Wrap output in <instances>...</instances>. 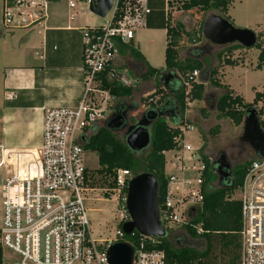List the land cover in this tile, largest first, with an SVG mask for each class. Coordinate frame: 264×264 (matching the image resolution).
Masks as SVG:
<instances>
[{
	"label": "built area",
	"instance_id": "obj_1",
	"mask_svg": "<svg viewBox=\"0 0 264 264\" xmlns=\"http://www.w3.org/2000/svg\"><path fill=\"white\" fill-rule=\"evenodd\" d=\"M48 1L1 0L3 26L41 28ZM69 7H73L71 2ZM164 11H169L167 4ZM149 14L147 0H113L105 25L81 28L82 94L78 104L42 108L39 148L24 153L0 151L1 264H108V248L114 243H128L125 237L136 233L125 235L121 230L122 224L130 220L123 192L132 174L118 169L112 178L113 187L106 191L108 197L118 196V229L111 239L93 236L84 202L95 190L90 187L82 144L90 128L104 123L116 103L102 88L103 74L107 82L120 86L137 83V78L128 75L127 64L118 61L121 45L132 42L135 32L146 28ZM197 77L198 72L193 71L184 81L186 94ZM189 127L181 128L177 146L169 151L168 163L177 172L167 174L164 168L167 187L158 213L166 235L183 231L196 218L203 201L202 158L191 154L184 158L183 152L191 153V147L180 144L182 129ZM235 192V198H231L240 205L238 264H264V159L254 157L249 162ZM192 227L197 235L202 233L199 224ZM128 244L133 249L132 264H167L162 252L146 250L142 241L137 246ZM6 254L14 255L16 260L8 262Z\"/></svg>",
	"mask_w": 264,
	"mask_h": 264
},
{
	"label": "trees",
	"instance_id": "obj_2",
	"mask_svg": "<svg viewBox=\"0 0 264 264\" xmlns=\"http://www.w3.org/2000/svg\"><path fill=\"white\" fill-rule=\"evenodd\" d=\"M150 14L147 16L146 29L165 30L166 45L164 50V70L151 68L145 62L142 54L135 49L132 42L121 45V53L127 54L137 69V83L132 86H120L105 80L106 73L102 76V88L107 90L116 99V106H124L125 100L134 94H139L143 85L141 80L147 81L158 78L164 71L171 73L164 84H158L153 94L147 97L148 108L144 113L153 115L156 121L151 127V143L148 150L141 156L142 169L139 171L138 155H134L115 133L107 130L103 125L96 124L88 132L83 141V150L94 153L97 157V170H92L94 175L100 178V184L113 187V175L115 170L126 169L132 176L147 172L157 179L159 184L158 206L164 199L167 180L164 176V153L177 146L176 138L181 135V128L189 126L197 114L187 116L188 104L201 102L208 105L215 102V111L219 118L229 119L234 125H240L245 115V110L252 104H256L262 95L255 93L252 104L245 103L243 98L236 95L233 90L220 84L218 81V69L210 68L208 58L209 46L198 45L200 42L201 26L203 18L212 10L219 11L222 18L228 12L231 0H147ZM165 4L169 12H165ZM173 6L195 16V24L191 30H186L179 19L171 16ZM257 37V36H256ZM257 49H261V43H256ZM187 48L186 55H180V49ZM239 45H229L224 48L228 53L233 49H240ZM221 59V54H218ZM259 58L262 60L263 52ZM223 66L236 67V63L228 58L223 60ZM193 71L198 72L196 82H192L188 94L185 93L184 81ZM162 86V87H161ZM206 86L221 89V94L215 99L212 94L206 93ZM135 104L131 107L135 108ZM114 107V108H115ZM133 108V109H134ZM114 110V109H113ZM201 118H206L205 108L198 111ZM264 131V120H260ZM214 133H217L215 131ZM205 170L203 172V201L196 218L185 226L181 232L183 238L164 239L141 238L137 233L126 236L125 241L133 242L136 246L142 241L143 246L149 251H159L165 256L167 264H238L239 260V236L240 229V205L231 195L241 185L245 176L248 163L237 165L232 170L228 180L217 181L215 174L216 165L207 154L202 157ZM89 175V170L87 169ZM92 175V173H91ZM91 179V177L89 176ZM215 183V184H214ZM214 184V185H213ZM92 182L90 183V186ZM126 193V190L123 192ZM200 225L202 233L196 234L192 226ZM201 239L203 248L197 249L194 240ZM3 261V253L0 246V264Z\"/></svg>",
	"mask_w": 264,
	"mask_h": 264
},
{
	"label": "rangeland",
	"instance_id": "obj_3",
	"mask_svg": "<svg viewBox=\"0 0 264 264\" xmlns=\"http://www.w3.org/2000/svg\"><path fill=\"white\" fill-rule=\"evenodd\" d=\"M69 2L73 7H69ZM178 6H173L171 9V16L175 15L182 23L186 30H191L195 24V16L189 13H181ZM2 3L0 0V145L14 146L16 141L22 138L29 140H39L37 129V113L32 111H25L23 117L15 115L13 111H9V104L4 103L2 97V77L3 71L6 67L24 66L32 63L34 60L30 55L33 54L34 49L39 48L41 41V33L39 27L34 26L30 29H12L4 27L1 19ZM169 12V11H168ZM46 24L47 26L62 22L65 19H72L77 27H91L105 25L108 17L99 18L91 14L88 10V0H50L46 5ZM216 14L222 17L219 11L212 10L206 14ZM205 16V17H206ZM203 18V20L205 19ZM228 21L234 28L247 29L259 36L261 49L254 46L251 49H233L226 53L224 48L213 46L206 42L203 37L196 46L207 44L209 47L208 58L210 59L209 67L218 69V81L220 84L227 86L233 92L242 97L245 103L252 104L255 93L262 95V98L256 103L250 105L257 112L259 120H264V0H231L228 12L225 15ZM30 33L29 43L23 45V38ZM133 44L136 49L142 54L147 65L151 68L164 70V50L166 45L165 30L140 29L134 34ZM187 48L180 49V55H186ZM260 51L263 52L262 60L259 58ZM218 54H221V59H218ZM36 58V57H35ZM230 59L236 63V67L223 66V60ZM125 66V65H124ZM126 67V66H125ZM128 75L131 78L137 77L138 72L134 68L128 67ZM165 72V71H164ZM163 73V72H162ZM158 78H151L147 81L140 82L144 89L139 94H134L125 100L124 105L131 106L135 104V108L128 115L126 119L129 123L134 120H139L141 115L148 108L146 103L147 97L156 90L158 86ZM162 87V86H161ZM206 93L212 94L215 99L221 94V89L212 86H206ZM116 103L113 105V108ZM112 108V109H113ZM205 108L206 118H201L198 115V110ZM112 111V110H111ZM187 116L197 114L195 119L189 124L192 127L182 129V136L180 144L191 147V153L183 152L184 158H189L190 154L194 158H202L205 153L211 161H214L220 151L227 150L240 136L242 130V123L234 125L229 119L219 118L215 111V102L211 104H204L201 102H191L188 104ZM7 117L13 119L7 120ZM103 125V123H100ZM185 128V127H183ZM217 131V133H214ZM120 139L122 134L115 133ZM19 135V136H18ZM21 135V136H20ZM138 155L139 171L142 169L141 156ZM171 153H164V160L166 161L165 170L167 174L176 173L177 170H171L170 160ZM255 156L248 149L246 153L240 158L237 157L236 150L229 154V160L232 170L235 166L243 163H248L253 160ZM86 167L89 170L92 185L90 186L95 191L87 195L88 200L84 202V207L87 210V218L90 223L93 236L103 238H113L118 229L119 221L116 212L117 199L116 194H111L108 197L107 190L110 189L106 185L100 184V178L93 176L92 170H97V157L94 153L85 152ZM92 173V175H91ZM197 173H193L196 177ZM166 177V175L164 174ZM215 184V183H214ZM213 184V185H214ZM236 192L232 194L235 198ZM1 205L2 198L0 195V224H1ZM175 229V228H174ZM171 233L170 231H167ZM178 231L176 233L167 234L169 238L184 236ZM194 246L201 249L204 243L201 239L194 240ZM4 259L13 263L16 257L12 254L4 255Z\"/></svg>",
	"mask_w": 264,
	"mask_h": 264
},
{
	"label": "water",
	"instance_id": "obj_4",
	"mask_svg": "<svg viewBox=\"0 0 264 264\" xmlns=\"http://www.w3.org/2000/svg\"><path fill=\"white\" fill-rule=\"evenodd\" d=\"M112 4L113 0H88V10L99 18H105ZM201 34L206 42L218 47L236 44L244 49H251L257 43L254 32L234 28L229 21L216 14H208L205 17ZM163 76L170 78L171 73H161L159 79ZM124 119L127 120L125 113L119 115L114 110L103 126L112 133H117L123 126ZM155 121L153 115L143 113L139 120L128 125L122 140L134 155L143 154L148 150L151 143V127ZM248 149L256 158L264 159V131L257 112L252 107L245 110L238 139L227 150L220 151L213 161L218 182L228 180L232 175L229 154L236 150L237 157L240 158ZM158 199L159 184L154 175L141 172L132 176L127 183L125 196V208L130 220L122 224V232L130 235L135 231L144 238L164 239L166 232L159 219ZM106 256L108 264H132L133 249L125 242L114 243L108 248Z\"/></svg>",
	"mask_w": 264,
	"mask_h": 264
},
{
	"label": "crops",
	"instance_id": "obj_5",
	"mask_svg": "<svg viewBox=\"0 0 264 264\" xmlns=\"http://www.w3.org/2000/svg\"><path fill=\"white\" fill-rule=\"evenodd\" d=\"M75 24L72 19H65L47 26L45 21L39 29L42 36L39 48L30 55L34 59L32 63L9 66L3 71L2 97L4 103L11 106L7 109L20 119L26 110L36 112L39 140L22 138L14 146L0 145V151L24 153L39 148L42 142V108L74 107L78 104L82 94V42L80 27ZM29 36L30 33L24 36L23 45L29 43ZM120 57L118 62L133 64L127 54L121 53ZM7 120L13 119L7 117Z\"/></svg>",
	"mask_w": 264,
	"mask_h": 264
},
{
	"label": "flooded vegetation",
	"instance_id": "obj_6",
	"mask_svg": "<svg viewBox=\"0 0 264 264\" xmlns=\"http://www.w3.org/2000/svg\"><path fill=\"white\" fill-rule=\"evenodd\" d=\"M129 66L131 68H134V70L136 72L137 69H136V67L133 64H128V67ZM158 80H159V83L160 84H164L165 85V80H168V78L166 76H163V78H161V79H159V77H158ZM114 110L116 111V114L121 115L122 113H125V115H128L130 113V111L133 110V108L131 106L124 105V106H120L119 108L115 107ZM136 121L133 120L130 125L134 124ZM128 125H129L128 121L124 119V124H123V126L118 131L119 133L122 134V136L126 133L127 128H128Z\"/></svg>",
	"mask_w": 264,
	"mask_h": 264
}]
</instances>
